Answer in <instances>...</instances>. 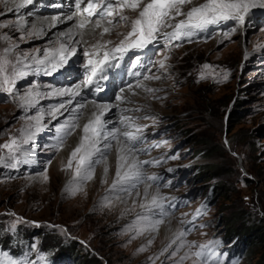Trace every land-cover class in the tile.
<instances>
[{"label":"rangeland","instance_id":"rangeland-1","mask_svg":"<svg viewBox=\"0 0 264 264\" xmlns=\"http://www.w3.org/2000/svg\"><path fill=\"white\" fill-rule=\"evenodd\" d=\"M204 2L194 0L196 5ZM192 6L185 5L182 11ZM140 10L125 8L121 14L127 21L114 14L101 20L99 28L82 33L79 45H69L77 47L78 54L68 69L64 74H52L58 73V84L46 79L43 66L36 65L31 56L43 57V50L58 48L61 39L49 32L38 35L36 27L28 36L26 25L8 35L13 43L0 34V56L5 55V48H11L7 53L10 66L15 64L27 73L12 93L0 91V264H14V259L24 264L29 257L42 260L41 253L47 254L40 244L41 232H45L42 245L67 253L71 264H86L92 257L102 264H254L264 252V243H259L257 247L240 248L242 256L234 257L233 247L221 245L220 240L239 237L249 244L259 236L264 238V19L254 16L264 8L251 9L243 24L231 20L227 36L218 31L217 36L207 39V30L216 24L193 30L179 40L158 36L154 42L165 56L151 60L149 52L141 53L144 86L131 87L130 98L122 106L111 107L102 118L111 120L115 130L121 132L128 124L135 130L149 125V136L163 131L165 141L160 151L178 149L170 166L186 172L180 186L172 184L178 176H169V188L160 189L148 183L146 170L139 166L138 182L127 188L134 194H121V183L113 187V182L120 179V159L114 155L112 142L101 150L103 159L91 166V180L81 179L69 167L70 160L71 165L75 163L71 154L84 135L83 125L93 117L79 103L67 104L65 95L57 93L70 81L82 87L81 66L92 57H84L83 52L96 51V59H102L104 51L116 47L131 31V22ZM185 18L175 17L171 23ZM4 21L15 28L14 14H0V23ZM105 27L110 32L101 35ZM68 29L67 25L60 28L65 32ZM25 53L29 59L17 64V57L23 58ZM33 86L40 95L33 92L29 102L27 94ZM116 93L114 89L106 100L114 103ZM62 103L65 108L59 107ZM76 108L79 111H73ZM122 118L131 119L122 123ZM68 122L75 124L70 134L61 130V125ZM117 135L123 141L122 135ZM134 153L138 161L137 151ZM120 166L123 177L129 169L126 163ZM93 184L92 192L80 195ZM212 186L214 195L203 210ZM187 193L193 196L187 207L181 203L178 212L176 205L165 208L172 196ZM153 196L162 198L161 207H151ZM228 219L235 220L233 226ZM156 220L162 223L153 227ZM181 232H185L183 237ZM181 243L183 247H179Z\"/></svg>","mask_w":264,"mask_h":264},{"label":"snow or ice","instance_id":"snow-or-ice-1","mask_svg":"<svg viewBox=\"0 0 264 264\" xmlns=\"http://www.w3.org/2000/svg\"><path fill=\"white\" fill-rule=\"evenodd\" d=\"M7 4L8 0H0ZM106 2V8L99 13L101 19L105 17L113 16L114 14L120 15V20L127 21V17L122 15V11L125 8H130L133 11L141 9L139 11L138 17L131 22V31L120 41V43L112 48L111 50L104 51L103 58L97 59H87L84 67V76L83 87H89L94 83L96 78L100 77V74L104 72L105 68L112 66L111 61L122 57L124 53L129 50H142L146 49L148 45L156 41L158 36L164 37L166 40H179L183 36H190L193 30H202L207 28L209 25L217 24L220 21H237L240 24H243L246 20V17L250 14V10L254 8H264V0H205L204 3L198 5L194 4V0H116L113 4L112 0H101V3ZM33 0H22V3L16 4V10L19 11L20 8H23L26 4H32ZM81 0H76V5L79 8ZM185 5H193L188 11L183 12L182 8ZM97 5L93 3V0H88V6L83 8V12L88 13V16L91 17L96 11ZM119 9V11H117ZM9 11H12V8H9ZM2 14V13H0ZM185 16V19L180 20L179 22L171 23L175 20V17ZM66 19H73L72 16L66 17ZM56 22H60V18H55ZM89 23L87 19H82L78 24L75 25L76 28L84 29ZM109 25L112 24L111 20H108ZM101 26L100 20L94 25V28H99ZM0 27H10V25L0 24ZM23 27V25H21ZM171 28L172 31L166 32L164 29ZM110 32L109 27L103 29L104 33ZM42 33H38L40 35ZM225 36L229 35L224 33ZM73 32L61 33V40L64 37L68 39V45L63 42H59L58 48H45L43 50V57H37L35 55L31 56V60L38 66H43L45 74L52 75L54 72L65 69L66 66L70 65V62L78 54L77 47H70L71 44L79 45L81 41L72 39ZM23 38V37H22ZM3 39L10 40V37L4 36ZM98 48L99 45L93 46ZM11 51V48L4 49V56H0V91L7 93H12L13 88L16 86L17 81L27 75L25 71L18 68L17 65H11L10 61L7 59V53ZM39 51V50H37ZM84 57L96 56V51L90 53L85 50L83 52ZM29 59L27 53L24 54L23 58L17 57V64L23 65L26 60ZM167 59V57H165ZM163 63L161 67H163ZM11 67V73L9 74V69ZM207 67V65H205ZM159 79V77H145V79ZM203 78V77H202ZM227 76H225V79ZM81 85L76 86L74 89H68L58 92L60 96L70 95L73 98L80 95ZM131 87V86H129ZM136 87H143L142 84L138 83ZM98 91L102 89L97 88ZM151 92L152 89H146ZM123 91V90H122ZM35 92V86L27 94L29 102H31V97ZM35 95L39 96L40 93L35 92ZM21 99H25L21 97ZM117 100H122V96H117ZM68 103H72V100H69ZM95 104V101L92 102ZM84 104H81L80 107H84ZM96 108L100 109L99 114L93 113V118L89 119L88 123L83 125L84 135L81 137L79 146H77L73 152L72 157H77L76 173L83 180H91L93 178L91 171V157L99 149L96 148V144L99 143L102 137V129L106 121L102 118L106 115L107 111L110 110L109 105L104 104H95ZM60 108H65V104H60ZM55 112L59 113V109H55ZM73 111H79L78 108L73 109ZM139 111V109H137ZM55 118V117H54ZM131 118H122V123H126ZM39 122V121H38ZM130 127V124H128ZM40 129L37 128V131ZM61 130L65 131L66 134H70L75 130V124L68 122L64 125H61ZM140 128H136L135 132L133 131H122L116 129L115 131H108L106 135H103V139L107 140L108 137L116 138L117 134L125 137V141H121L122 147L120 148L121 153L125 155L120 156L121 160H127V156L133 154L137 151L135 148V142L140 139V136L137 133H141ZM31 138V136H29ZM5 148H10V145H4ZM105 147H110V145H105ZM0 159H3L0 157ZM149 163L148 161H136L132 160V163L128 165L129 171L124 173V176H120V165L117 167V176L120 178L118 181L113 182V187H116L118 183H126L133 179L140 178L139 166L141 164ZM71 166V160L69 161V167ZM107 172V169H105ZM149 180H155L157 177L150 176ZM135 187V185H132ZM150 187V185H149ZM147 192V189H145ZM74 195L75 191L70 192ZM162 198L158 196H153L151 200V207L159 208L161 207ZM141 207H144L141 204ZM161 220H156L153 223V227L161 224ZM185 232L180 233V237H183ZM151 243V241H149ZM184 244L181 243L179 247H183ZM144 249H140L143 251ZM179 248L177 249V251ZM167 251V249H165ZM172 255H176L174 251ZM196 255L202 256L201 252H197ZM184 257H181V261Z\"/></svg>","mask_w":264,"mask_h":264},{"label":"bare ground","instance_id":"bare-ground-1","mask_svg":"<svg viewBox=\"0 0 264 264\" xmlns=\"http://www.w3.org/2000/svg\"><path fill=\"white\" fill-rule=\"evenodd\" d=\"M49 2H50V0H33L32 4H26L23 8H20L19 11L16 10L15 5L22 3V0H8L7 4H5V5L2 4L3 2H0V13H6V12L9 13L10 12V13L14 14V16L16 18V23H14L15 28H13V26L11 27L12 24L10 21H4V22L0 23V24L10 25V27H0V34L3 37L8 36L12 31L14 32V30H21L26 25L27 29L25 31V34L28 36L32 34L35 27H36V33H39V32L42 34L46 33V32H47V34L52 33V36L55 37V39L56 38L61 39V33L67 34L70 31H72L73 32L72 39L73 40L76 39V40H79L82 42L81 34L82 33H85V34L90 33L91 31H93L95 29L94 25H92L91 22H89L86 25L85 30H83V31H81L80 29L75 27V25L78 24L80 20H82V19L88 20V18H89L87 16L88 13L80 11L81 6H79V8H78L76 5L70 3L68 0H54V2L59 4V10L58 11H48ZM9 8H12V11H9ZM49 14L50 15L53 14V16H48ZM68 16H72L73 19H71V20L66 19V17H68ZM56 17L60 18V22H56V20H55ZM21 25H23V27H21ZM65 25L69 26V29L66 32L61 31L60 28L62 29V27H64ZM64 38H66V41L60 40L59 42H63L66 45H68L67 37H64ZM14 41L15 40L13 38H11L10 40H7L8 43H13ZM67 67L68 66H66L65 69L60 70V73L64 74L66 69H68ZM109 75L110 74L107 73L106 70H104V72L100 74V77H102V78H99V77L96 78L94 80V83L92 84V86L86 87L87 90L92 92V94H93V91H94L93 87L97 88L99 85L106 86L109 82ZM112 83L115 84L114 77L112 78ZM76 86H78L77 82L70 81L66 84L64 90L74 89V88H76ZM122 90H117L118 93L115 94V97L122 96L123 97L122 100L116 99L114 103H109L107 100L105 101L103 99V100H101V102L95 101L96 102L95 104H98V103H102L100 105L107 104V105H109V108L115 107V106H122V102L125 101L127 98H130L129 91L131 89H127V90L122 89ZM113 91H114V89L111 91L109 98L111 97V94ZM65 98H66L67 104H69L68 103L69 100H72V103L77 102V103H79V105L84 104L85 106L82 107V109H84L85 111H88L91 116L94 112L97 114H99V112H100V109L96 108L95 104L92 103L91 97L89 98V96L87 95V92L84 91L82 87H80V95L79 96H76L73 98L70 95H65ZM101 131H102V137H101L99 143L96 144V148L99 149V151H96L95 154L91 157V166L95 162H99L103 159V157L105 156V153H102L101 150H104V149L106 150L105 145H108L110 142L113 143L111 145V147L115 151L114 152L115 157H118L120 159V156L125 155V153L120 152V148L122 147L120 142L122 140H120L118 138V135L116 136V138L108 137L107 140L103 139V135H106L108 131H115V127L113 126L111 120H109L105 123L104 128ZM73 159H74L75 163L72 164L71 167H72L73 171H76L78 159L77 158H73ZM133 159H135V158L131 154V155L127 156V160H121V159H120V161L117 160V164L121 165L122 163H126L127 167H128V165L132 163ZM109 164H111V163L108 162L107 166H110ZM138 180L139 179H133V180H130L129 182L122 183L121 184L122 188L119 187L121 190L120 193L121 194L125 193L126 197L129 194H130V196L132 194H134V193L131 194L130 190H128L127 188L129 186L133 187L132 185L134 184V182L135 181L138 182ZM105 182H106V180H105ZM140 183H141V181H140ZM101 184L103 185L104 181H102ZM93 186H94V184L89 185V187H86L85 190H83L82 193H80V195L82 196L83 193H85V192H89V193L92 192V188H94ZM131 205H133V204H131Z\"/></svg>","mask_w":264,"mask_h":264},{"label":"trees","instance_id":"trees-1","mask_svg":"<svg viewBox=\"0 0 264 264\" xmlns=\"http://www.w3.org/2000/svg\"><path fill=\"white\" fill-rule=\"evenodd\" d=\"M228 221L230 223V226H233V224L235 223V220H232V219H228ZM230 232H232V231L230 230ZM41 234H42V237L40 236V244H41V246L44 249L49 250L51 253H53V255L55 257H59V256L62 257L64 254H65V257H68L67 253H64V252L57 253L56 252L57 251L56 247L52 248L51 245H50V247H49V245L44 247L42 245V243H43V239H44V236H45V232H41ZM224 238H226V237H224ZM227 240H229V239H227ZM240 241L245 242L247 244V246L250 245L252 247H257L259 245V243H264V238L262 236H259V237H257L256 241H254L253 243H249V244L245 240H240ZM68 245H70L71 247H74V245H72V243H69ZM66 247H68V246H66ZM250 253H252V250L250 251ZM99 260L100 259H98L96 257H92L91 259H88L86 261V264H102ZM254 264H264V252L260 255L259 259L256 260Z\"/></svg>","mask_w":264,"mask_h":264}]
</instances>
